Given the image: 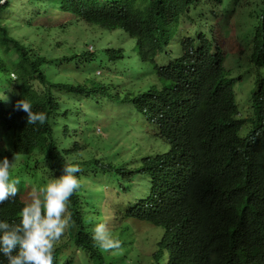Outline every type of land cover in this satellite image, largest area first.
I'll list each match as a JSON object with an SVG mask.
<instances>
[{
	"label": "trees",
	"instance_id": "16d2710c",
	"mask_svg": "<svg viewBox=\"0 0 264 264\" xmlns=\"http://www.w3.org/2000/svg\"><path fill=\"white\" fill-rule=\"evenodd\" d=\"M224 1L0 3V97L6 98H0V128L10 136L5 138V157L11 162L14 154L22 156L10 170L20 181L19 192L14 201L0 204V221L19 223L17 214L31 190L58 177L70 163L81 169L75 174L81 186L68 203L72 223L55 244L54 264H116L120 251L126 256L128 249L147 247L154 255L152 264H264V0L253 2L257 8L251 16L256 19L244 31L252 45L246 65L255 70L257 83L252 90L255 126L245 136L240 130L250 117L239 116L235 91L243 76H235L225 64V35L233 11H215ZM45 14L46 24L37 21ZM62 14L65 22L54 19ZM209 16L214 17L212 24ZM185 19L196 25L194 32L182 31ZM23 25L42 31L39 42L17 35ZM65 25L91 26L89 33L101 36L100 44L56 53L62 41L50 36ZM177 28L179 38L173 42ZM122 32L131 37L127 47L119 43ZM88 67H93L94 78L85 74L83 80H52L54 71ZM98 68L103 72L97 74ZM100 74L104 77L98 80ZM70 92L77 97L94 94L97 104L111 98L125 104L126 112L136 110L139 128L133 130L145 133L149 146H132L128 154L114 149L123 138H106L110 127L105 123L80 128L78 111L71 121ZM23 98L34 112L46 114L43 125L27 124L26 113L15 109ZM93 125L103 134L90 132ZM116 126L114 121L111 128ZM146 126L153 130L150 134ZM84 175L86 184L81 182ZM99 177L119 182L115 186L123 194L121 211L115 206L119 220L109 227L122 246L111 251L99 249L91 239L99 211L96 200L90 199L89 182L99 186ZM92 204L96 213L89 214ZM108 211L105 207L104 214ZM236 215H252L242 230ZM138 220L153 225L155 232H138ZM0 264H7L2 254Z\"/></svg>",
	"mask_w": 264,
	"mask_h": 264
},
{
	"label": "rangeland",
	"instance_id": "374dc122",
	"mask_svg": "<svg viewBox=\"0 0 264 264\" xmlns=\"http://www.w3.org/2000/svg\"><path fill=\"white\" fill-rule=\"evenodd\" d=\"M19 3L21 2V0H17ZM256 0H239L237 6H235L234 9V15L232 16L230 22H231V29L228 30V34H227V44H226V52L228 54V65L231 67L232 70V74H234L235 76H238L240 73L243 74V77L238 79L239 82H237V84L235 85V91H236V96H237V101L239 104V108H240V117H250V120L245 123L243 125V127L240 130V134L242 136H245L248 134L249 130L251 128H253V126H255V122L254 120L257 117V113H256V108L253 106V103L251 102V91L252 89H254L256 86L255 84V77H256V73L255 71L250 68L249 66L246 65V63L249 61L251 52H252V45L250 44V38L251 36H247L246 34H244L248 27V23L251 21H255L256 17H252L251 16V11L253 10V8H257V5L254 4L253 2H255ZM224 3H226V6H222L221 9L219 11L216 10V12H230L231 11V6L234 3V0H225ZM48 6V5H47ZM17 9H15L16 11ZM206 11L202 10V13H205ZM215 12V13H216ZM207 13V12H206ZM207 14H211V13H207ZM55 16V15H54ZM57 17V16H56ZM47 18V14H45V16H42L41 18H36L37 21H42V23L46 24L47 20H45ZM56 19V21H59L61 23L65 22V18L64 15L62 14L60 18H54ZM204 18L202 17L200 20H203ZM26 20V19H25ZM209 20H210V24H212L214 17L209 16ZM67 25V24H66ZM63 26L61 29L60 28H54L51 34V39L52 40H60L62 41V44L55 50L56 53L58 54H63L66 53V49L67 47H71L74 50L78 49L80 50L81 47H85L86 44L88 49H92L93 48V43L96 44H100V39L101 36H95L92 33H89V29L91 28V26L89 25H84V26H76V25H71L70 27H66ZM232 25L235 28V30H232ZM207 25L201 27V29H206ZM182 31H186L188 30L189 32H194V29H196V25L194 23H192L191 21H189V19H185L183 21V25H182ZM42 31H40L41 33ZM117 32H120L119 30H117ZM40 33L35 31V29L33 28H29L25 25L20 27V30L17 32V35H19L20 38H22L21 35H23V39L28 41L27 39V35H30L31 38L35 41V42H39L40 40ZM95 34H99V31H95ZM179 33H180V29H176L175 33L172 37V41L173 42H177L178 38H179ZM234 37L237 41H233ZM95 41V42H94ZM119 43H122V45L124 44L126 47L129 46L132 43L131 37L125 33L122 32V34H120V40ZM239 43H241L240 45H242L241 47H239ZM172 48H174L175 53L177 52V43L174 44L172 46ZM242 48V51L240 50ZM227 56V55H226ZM227 60V59H226ZM238 60H239V64H242L240 66H238ZM93 67H88V68H83L80 71L74 70V68L70 69V72L64 73L66 72L65 70H59V71H54L53 72V76H52V80L57 82V81H61V82H68V79L70 81H72L75 78H79L80 80H83L84 75L86 74V77L89 78H94L95 76L90 75V73L93 72ZM103 72V69L98 68L96 73H100ZM67 74V75H66ZM129 73L126 74V76H128ZM68 77V78H67ZM104 77L103 74L97 75L98 80H101ZM55 90V89H54ZM66 89L65 88H61V94L63 96H66ZM71 95L67 96L69 99H71L70 103H71V121H75V115L77 113V111L79 112V125L80 128L83 129V127L85 125H87L86 123H89V125L91 123H96L98 124H106L107 127H110V129L108 130V132H104V135H106V138H109L111 142H115L117 140V135L121 136L123 138V140L121 142H119L118 145H116V147L114 149H117L118 151H121L122 149H125V152L129 154L130 149H140L142 146H145L146 143L148 141H150V138H148V136L145 135V133L141 134V132L139 130H133L136 128H139V123L136 122V120H134L135 115L137 114L136 110H125V104L122 103H117L116 101H114L113 99L109 98L107 100V103H103L101 102L100 104H97L96 100H95V95L91 94L90 97H86V96H81V97H77V95H75L74 93L70 92ZM122 95V94H121ZM111 97H113V95H111ZM66 98V97H65ZM76 99V100H75ZM80 100V103L79 101ZM124 108H121V106ZM115 107H118V109H115ZM108 112V113H107ZM119 112H125V113H119ZM112 113H114L113 118H111L110 116H112ZM115 121L116 123V129L111 128V126L113 125V122ZM119 121L122 122L123 126H119ZM146 131L150 134V132H152L153 130L149 127L146 126ZM73 130V127H72ZM4 132L3 129L0 128V160H2L5 157V148L6 146L4 145L5 143V138L9 136V133L7 132V136L3 135L2 133ZM90 132H101L103 134V130H100L99 127H96L95 125H93L92 128H90ZM134 139V142L132 141ZM132 142V143H131ZM153 143H156L154 141H152ZM133 144V145H132ZM147 145L149 146V144L147 143ZM112 149V148H111ZM159 149V148H158ZM165 149V148H163ZM84 155V151L82 152ZM81 153V154H82ZM16 158L14 160V162L18 161L22 156L21 155H15ZM15 165V163H14ZM92 175H90V177H92ZM87 178L86 175L81 177V182L82 184H86L87 183ZM98 183L100 184L99 186H94L92 185L91 182L90 183V199L92 201V199L96 200V205H97V209H98V223H106L108 225V227L113 226L114 221H118L119 217H116V212H115V206H118V210L121 211L122 206H124L122 204V197L123 194L121 192H118V187L115 186L119 184V182L109 178H102L99 177L98 179ZM98 198V199H96ZM114 199H121L119 200V202H113ZM107 204H109L108 206H106ZM93 205L92 207H88L89 210V214L96 213L95 209H93ZM105 207H107L109 209V211L104 214V209ZM149 228L152 232H155V227L153 225H150L144 221H137L135 223V229L138 232H142L144 229ZM129 252L128 254L130 255L128 257V264H152L154 262V255L153 252L150 250V248H145V249H136L135 251L128 249ZM125 257V256H124ZM123 257V258H124ZM81 260V259H78ZM167 260H164V264H166ZM79 264H83V262L79 261Z\"/></svg>",
	"mask_w": 264,
	"mask_h": 264
},
{
	"label": "clouds",
	"instance_id": "9594fccd",
	"mask_svg": "<svg viewBox=\"0 0 264 264\" xmlns=\"http://www.w3.org/2000/svg\"><path fill=\"white\" fill-rule=\"evenodd\" d=\"M3 2L4 0H0V3ZM224 4L226 6V3ZM237 4L234 0L230 11H233L232 16ZM221 7L218 5L216 10L219 11ZM226 37L227 35H225V39ZM238 46L241 47L242 45L239 43ZM240 50L242 51V48ZM226 55L225 64L228 65L227 52ZM227 68L231 69L229 66ZM255 84L257 86L256 77ZM0 98L6 99L5 97ZM250 98L252 102V91ZM14 107L16 110H22L26 113L27 124L39 122L43 125L47 120L44 112H34L31 103L24 98L18 100ZM15 158L14 154L11 162L7 157L0 160V204L10 200L14 201L19 192L17 185L20 181L18 178H13L10 171L14 167ZM80 170L78 165L65 164L62 166L61 174L58 177L53 175L39 189L33 188L31 190L28 200L17 214L19 223L10 224L6 221H0V254L6 257L7 264H54L55 244L72 223L71 215L68 214V203L71 196L81 186L75 175ZM261 200L264 203V196L261 197ZM250 216L252 215H236L234 221L239 222L242 230L246 224V218ZM256 227L259 231L258 220ZM91 239L94 245L103 251L119 249L122 246V242L113 238L108 225L103 222L94 226ZM124 256L125 254L120 251L116 258V264H128L127 260L130 255L127 253ZM161 264H164V260H161Z\"/></svg>",
	"mask_w": 264,
	"mask_h": 264
}]
</instances>
